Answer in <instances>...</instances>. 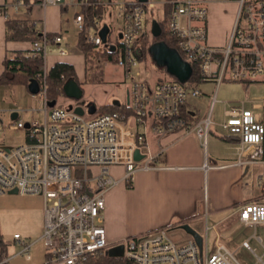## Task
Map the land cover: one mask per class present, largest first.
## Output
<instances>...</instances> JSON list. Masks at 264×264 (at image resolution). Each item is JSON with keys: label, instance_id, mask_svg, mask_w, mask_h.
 Returning a JSON list of instances; mask_svg holds the SVG:
<instances>
[{"label": "built area", "instance_id": "2783aa9c", "mask_svg": "<svg viewBox=\"0 0 264 264\" xmlns=\"http://www.w3.org/2000/svg\"><path fill=\"white\" fill-rule=\"evenodd\" d=\"M236 3L232 27L224 46L215 47L207 42V19L210 0H162L168 8L167 28L174 39L181 58L191 67L185 83L165 80L150 86L138 69L143 50L137 42L144 34V10L156 3L137 0H40L42 6L67 7L73 11V25L84 31L82 7L103 11L93 15L87 41L97 51L111 50L113 64L123 71L129 84L130 114L118 111L101 112L86 117L73 110L51 106L46 96L47 46L52 41L45 32L32 43V56H39L42 66L33 80L38 92L31 94L37 104L24 122L22 110L15 113L7 128L21 131L24 141L6 146L0 140V197L11 195L34 196L41 200L42 222L40 233L33 241L16 238L12 253L0 258L8 264L11 257L24 255L29 259L31 245L42 240L44 260L39 264H93L94 259L108 246L103 226L105 193L117 184H130L135 173L151 169H164L157 164L166 146L163 138L175 136V141L195 135L201 147L206 146L213 125L223 137L238 142V154L252 148L258 152L264 142V99L227 108L219 124L210 113L190 123L182 115V108L190 98L200 96L196 84L189 85L194 70L199 83L213 82L218 87L222 80L258 83L264 82V0H224ZM16 1L9 8L17 9ZM114 8L116 18L122 20L116 45L102 43L98 32L104 11ZM8 7H0V18L7 19ZM36 22L30 27L34 30ZM53 41H59L54 38ZM64 51H61L62 54ZM98 60V59H97ZM198 83V84H199ZM215 101V100H214ZM6 127L0 119V135ZM138 128H142L140 131ZM147 131L155 138L158 151L137 161L134 157L139 145L145 144ZM139 153L141 154L140 150ZM240 163V162H238ZM120 167L115 177L111 169ZM15 191L16 193L12 194ZM238 219L244 225L264 223V203L251 202L235 207ZM170 227H160L124 238L119 255L129 264H233L230 255L221 249L210 253L198 249L190 236L179 242L169 236ZM242 245L248 248V244Z\"/></svg>", "mask_w": 264, "mask_h": 264}, {"label": "crops", "instance_id": "0c3cea01", "mask_svg": "<svg viewBox=\"0 0 264 264\" xmlns=\"http://www.w3.org/2000/svg\"><path fill=\"white\" fill-rule=\"evenodd\" d=\"M16 1L20 2V6L15 10L9 8ZM161 1L147 0L157 4L151 9L160 6L164 12V7L160 5ZM223 3L215 5L211 2L208 8L207 42L215 47L225 45L235 14L234 7L231 12L221 9L220 7L228 6ZM3 6L8 7V17L0 18V74L3 72V59L8 54L14 51L31 52L33 43L20 39H8L6 21L17 22L21 28L26 26L29 29L31 23L36 22L34 30L40 34L45 32L46 36L52 40L47 46L48 70L58 62L67 63L74 70L75 81H67L64 86L67 88L70 85L69 93L77 94L75 89L78 88L83 96L82 85L87 80L94 84L105 82L103 70H97L98 64L101 63L100 59L88 67L89 64L78 44L79 31L74 28V15L71 9L54 5L42 6L40 0H0V7ZM103 15L101 24L109 29L107 37L114 30L115 42L111 44L116 45L119 41L122 20L116 18L115 9L112 7L107 8ZM157 16L159 17V10H157ZM144 29L146 33V28ZM56 37L59 41L55 42L53 39ZM61 51L64 52L60 54ZM143 54L142 58L146 57L147 52L144 51ZM109 63L113 64V62ZM93 67L95 74L90 71ZM119 78V81L123 83L127 81L121 69H119ZM143 79L150 86L165 81L152 82L150 79ZM110 81L118 82L114 79ZM20 87L27 90L26 87ZM79 101L62 93L55 101V106L67 108L71 104L81 105ZM192 105L188 100L184 107L189 117L187 121L190 123L200 120H196L191 110V107H194ZM103 106L115 107L117 110L114 111L130 114L129 84L126 85L120 97L113 99L111 103H107L106 100L94 103V106L89 108L94 111L93 114H89L88 110L83 108L84 116L86 114V117H91L101 113L100 107ZM138 129L142 130V128ZM209 136L215 138V133L210 131L204 149L195 135L178 141H175L174 135L166 136L161 141L162 145H167L166 150L163 156L157 159V164L164 166V169L137 172L129 187L121 182L105 193L103 226L108 242L107 247L120 243L126 237L148 230L160 227L179 229L181 224L187 223L201 237L204 234L205 239L210 232H213L216 243L214 251L221 249L231 256L235 264H264V223L254 226L244 225L235 212V207L239 204L264 203V142L258 152L250 147H244L242 149L245 151L240 155L238 142L226 137L216 136L220 141H213L212 150L209 151ZM139 150L144 158L157 154L156 138L149 131H147L145 144L139 145ZM111 170L116 172L115 177H119L122 172L120 167H114ZM30 212H33V215L27 222L32 224L37 221V228H40L41 207L32 208ZM14 213L13 210L9 212L0 210V220L1 216H5L14 224H23L19 218V215L23 214L22 211L18 215ZM37 214L38 220H36ZM34 229L37 234L38 230ZM0 236L6 246V253L8 248H15L17 237L22 239L17 232H14L11 237L1 233ZM186 236L185 233L183 237ZM243 242L248 244V248L242 245Z\"/></svg>", "mask_w": 264, "mask_h": 264}, {"label": "rangeland", "instance_id": "374dc122", "mask_svg": "<svg viewBox=\"0 0 264 264\" xmlns=\"http://www.w3.org/2000/svg\"><path fill=\"white\" fill-rule=\"evenodd\" d=\"M210 1L214 2L215 5H219L223 3L224 0ZM223 4L228 6L220 7L221 9H224L227 12H231L234 7L236 12V3L224 2ZM157 10H159V17L157 16ZM69 12L70 11L68 10V13ZM163 16L164 14L160 6L155 9H151L148 7L145 8L143 18L145 23L144 27L147 31L146 34L148 45L153 42V37L150 33L151 24L153 22L162 20L164 18ZM112 42H115L114 30L108 37V44H111ZM98 59L101 60V63L98 64L99 67L97 68L99 69H96L100 71L103 70V81L105 82L94 84L87 80L82 85V87H84V90L83 96L80 99L79 103L85 110H88L90 107L94 106V103L96 104L104 100H106L107 103H111L113 99L120 97V94L128 84V81L124 83L122 81H119V68H117L114 64L109 63L108 61L104 63L105 61H103L101 58ZM138 69L141 73L142 78H146L148 80L150 79L152 82L156 80H173L172 77L166 73L164 67L157 65V63L152 60L151 55L150 53H148V51L146 57L141 59L138 65ZM90 71L92 74H95L94 67ZM112 79L117 80L118 82L110 81ZM196 87L201 92L200 96H198V99L196 100L192 98L189 99L190 104L194 105V107H191V110L194 112L196 120H201L210 113L212 121L215 124H219L222 121L223 112L227 108L238 106L240 102H246L245 107L250 108V102H256L260 99H264V82L247 83L246 85L242 82L222 80L217 88L215 83L213 82L199 83L196 84ZM118 92H120V94ZM36 105L37 104L33 101L31 94L27 90H25V88H22L20 86L5 89L0 88V119L6 126L3 128L4 130L0 135V140H2L6 146H15L23 143L24 141V135L21 131L9 130L7 128L8 124L11 122L9 111H24L22 112L21 116L24 122H27L31 118L29 109L35 108ZM66 109L73 110V105L71 104L70 106H67ZM33 116L37 120L40 117L38 113H34ZM211 130L215 133V138L209 136V151L212 150L213 141L218 140L216 136H218L219 138L223 137V132L218 126L213 125L211 127ZM111 172L114 176H116V172L114 173L112 170ZM41 206V200L34 196L11 195L7 196L6 198L0 197V210H8V212L10 210H13V212L17 213L16 215H18L21 211L23 213L19 215L20 221H22L23 224H14L9 219L5 218V216H1V235L5 234V236L9 235L11 237L14 232H17L22 236L23 242H25V240L33 241L37 237L36 235L40 233V228H37V221L33 222L32 224H29V222L27 221L29 220L28 218L33 215V212H30L32 208L36 209ZM37 217L38 214L36 215V220H38ZM34 228L38 230L37 234L35 233ZM184 234V231L180 229H170L169 231L170 238L175 242H179ZM201 238L203 250L206 248L208 252H214L216 243L213 232H210L206 239L204 237V234H202ZM13 251L14 249L11 247L7 249L8 253H12ZM44 252V242L42 240H37L31 245L30 251L28 253L29 259H26V256L24 255H16L10 258L8 264H39L44 260ZM103 253L111 256L116 255L119 257V255L122 253V247L120 243L114 244L110 247H106ZM233 264H235V262H233Z\"/></svg>", "mask_w": 264, "mask_h": 264}, {"label": "trees", "instance_id": "16d2710c", "mask_svg": "<svg viewBox=\"0 0 264 264\" xmlns=\"http://www.w3.org/2000/svg\"><path fill=\"white\" fill-rule=\"evenodd\" d=\"M26 1V0H25ZM103 10L98 8L92 10L91 8L82 7L80 13L84 20V31L79 32L78 44L81 47L87 63L92 66L98 58L103 61L113 62V52L111 50H105L104 52L97 51V47L87 41V33L92 26L91 19L93 15L101 14ZM167 13L168 8L164 9V18L157 23L160 27V35L158 38H153L154 41H164L167 46L175 47L174 39L170 36L167 28ZM8 28V39H20L31 42H36L41 39V34L38 31L29 29L28 27H20V24L14 21H6ZM52 37V35H48ZM143 50L148 45L147 34L144 33L137 42ZM32 52L28 51H14L8 54L3 59V72L0 74V88H11L14 86H24L34 78L35 74L39 73L42 66V60L39 56H32ZM67 81H75L74 70L71 65L67 63L58 62L55 63L49 70L46 76V96L49 103H53L57 98L64 93V86ZM198 73L193 68L192 76L189 80V85L198 84ZM247 85V83H244ZM184 107L182 108V115L186 120L189 119ZM117 110L115 107L103 106L100 107L101 112H111ZM129 187L130 184H127ZM6 254V246L3 243L0 236V258ZM93 264H129V262L123 260L116 255L100 254L98 255Z\"/></svg>", "mask_w": 264, "mask_h": 264}, {"label": "water", "instance_id": "95a60500", "mask_svg": "<svg viewBox=\"0 0 264 264\" xmlns=\"http://www.w3.org/2000/svg\"><path fill=\"white\" fill-rule=\"evenodd\" d=\"M142 3H146L147 0H137ZM108 27L106 25H103L98 35L101 38L102 43L106 42L107 34H108ZM150 32L153 38H158L160 35V27L157 22H153L151 24ZM148 53H150L152 60L157 63V65H160L164 67L167 74H169L171 77H173L174 80L180 83H185L190 75H191V67L190 65L185 62L181 56L179 55L178 51L174 48H171L166 45L164 41H154L147 47ZM72 85V84H71ZM70 87V85H69ZM69 87H64V93L68 97H72L75 101H79L81 99V93L80 90L77 88V94L76 93H69ZM27 91L30 94H36L38 92V84L35 80H31L27 86ZM51 106L55 105V102L49 103ZM73 111L79 115H84V109L81 105L75 104L73 106ZM89 114H93L94 111L88 109L87 111ZM15 113L10 114V119L14 118ZM134 157L137 161L141 160L143 158V155L139 153V150L137 149L134 153ZM16 193L15 191L12 192V194ZM179 229L184 231L188 236H190L194 242L196 243L199 250L202 249V238L201 236L187 223H183L179 226Z\"/></svg>", "mask_w": 264, "mask_h": 264}]
</instances>
